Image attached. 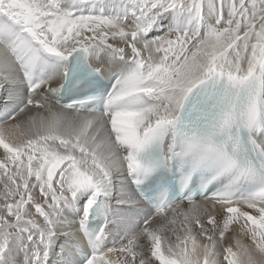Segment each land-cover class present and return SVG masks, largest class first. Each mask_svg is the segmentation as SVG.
Segmentation results:
<instances>
[{"label": "snow or ice", "instance_id": "snow-or-ice-1", "mask_svg": "<svg viewBox=\"0 0 264 264\" xmlns=\"http://www.w3.org/2000/svg\"><path fill=\"white\" fill-rule=\"evenodd\" d=\"M0 105V264H264V0H0Z\"/></svg>", "mask_w": 264, "mask_h": 264}, {"label": "bare ground", "instance_id": "bare-ground-1", "mask_svg": "<svg viewBox=\"0 0 264 264\" xmlns=\"http://www.w3.org/2000/svg\"><path fill=\"white\" fill-rule=\"evenodd\" d=\"M0 107H2V105H0ZM33 111L35 112L36 110H33ZM0 154H2V149H0ZM245 242L247 243L248 241L245 240Z\"/></svg>", "mask_w": 264, "mask_h": 264}]
</instances>
